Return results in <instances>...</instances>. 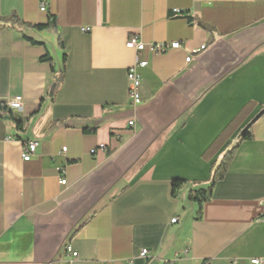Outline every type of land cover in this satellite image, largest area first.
Here are the masks:
<instances>
[{
  "label": "crops",
  "instance_id": "0c3cea01",
  "mask_svg": "<svg viewBox=\"0 0 264 264\" xmlns=\"http://www.w3.org/2000/svg\"><path fill=\"white\" fill-rule=\"evenodd\" d=\"M13 14L31 28H0V103L24 99L22 129L0 115V264L264 259V0H0V17ZM50 17L54 28H32ZM134 37L181 44L139 55L137 106ZM251 103L228 147L204 158ZM249 122L252 140L199 212L190 193ZM175 180L186 181L176 196Z\"/></svg>",
  "mask_w": 264,
  "mask_h": 264
},
{
  "label": "trees",
  "instance_id": "16d2710c",
  "mask_svg": "<svg viewBox=\"0 0 264 264\" xmlns=\"http://www.w3.org/2000/svg\"><path fill=\"white\" fill-rule=\"evenodd\" d=\"M55 26V19L53 17L49 18V22L46 25H38L32 27L36 30H44V29H52ZM31 28V26L22 23L19 18L13 14L10 17H0V28H13V29H20L23 28ZM65 60V59H64ZM63 74L61 75L62 79ZM59 79V78H58ZM255 104H247L239 113L238 115L231 121V123L226 127L223 133L217 138V140L212 144V146L205 152L204 158H209L211 155L215 154L218 150H220L228 141V139L234 134L235 131L238 130L240 125L246 120V118L250 115ZM0 111L2 113L8 112L6 108L2 107V103H0ZM9 116L14 119L16 125L19 129L23 128V122L16 119L11 112H9ZM251 122V121H250ZM250 122L249 128L241 135V140L235 146L232 147L230 151H228L222 160L217 164L213 165L212 167V176L210 178V184L207 189H199L197 191H192L190 193V201L194 202L199 207V212L201 211L202 203L207 199V196L210 195L213 188L216 184L222 181L227 172L229 165L235 155L236 150L240 146V144L244 141L252 140L253 135L250 132ZM228 144L225 145L224 148H227ZM186 184V181L183 180H175L172 184L173 195L176 196L178 191L182 189V187Z\"/></svg>",
  "mask_w": 264,
  "mask_h": 264
},
{
  "label": "built area",
  "instance_id": "2783aa9c",
  "mask_svg": "<svg viewBox=\"0 0 264 264\" xmlns=\"http://www.w3.org/2000/svg\"><path fill=\"white\" fill-rule=\"evenodd\" d=\"M40 11L47 12L46 5L42 3L40 7ZM181 47V44L179 42H168V43H159V44H144L139 37H134L129 39L126 42V48L129 50H132L136 53L137 59L134 65H132L128 72V79H129V99L130 102L133 104V106L139 105L142 100L140 97V86H141V74L139 73V70L146 67L148 65V62L145 60H141L139 58V55H141L144 52H149L153 55H161L164 53H167L171 50H176ZM205 47V46H204ZM203 47V48H204ZM192 57L189 56L186 58V62H191ZM23 104L24 99L22 96H16L12 97L5 102H2V107L8 109L11 111L13 116L23 122V118H21L19 115L23 112ZM0 115H2V112L0 111ZM130 126L134 125V121L129 122ZM38 146L37 142H30L28 146L26 147L25 151L22 154V158L25 162L31 161L34 153L36 151V148ZM101 149H105V147L102 145L100 146ZM63 151H66V148L63 149ZM96 150L92 151V154H94ZM59 183L61 185H66L67 180L65 178H60ZM177 219H173L172 223H175ZM66 253L69 254L71 258H76L78 256V253L73 251L72 247L66 248ZM142 258L148 257V250L144 249L142 253L140 254ZM264 259H251V264H263Z\"/></svg>",
  "mask_w": 264,
  "mask_h": 264
},
{
  "label": "water",
  "instance_id": "95a60500",
  "mask_svg": "<svg viewBox=\"0 0 264 264\" xmlns=\"http://www.w3.org/2000/svg\"><path fill=\"white\" fill-rule=\"evenodd\" d=\"M264 113V110L256 117V119Z\"/></svg>",
  "mask_w": 264,
  "mask_h": 264
},
{
  "label": "bare ground",
  "instance_id": "6f19581e",
  "mask_svg": "<svg viewBox=\"0 0 264 264\" xmlns=\"http://www.w3.org/2000/svg\"><path fill=\"white\" fill-rule=\"evenodd\" d=\"M201 49H204V48L202 47ZM7 111H10V110L7 109ZM10 112H11V111H10ZM66 248H70V246H67Z\"/></svg>",
  "mask_w": 264,
  "mask_h": 264
},
{
  "label": "rangeland",
  "instance_id": "374dc122",
  "mask_svg": "<svg viewBox=\"0 0 264 264\" xmlns=\"http://www.w3.org/2000/svg\"><path fill=\"white\" fill-rule=\"evenodd\" d=\"M243 134V133H242Z\"/></svg>",
  "mask_w": 264,
  "mask_h": 264
}]
</instances>
